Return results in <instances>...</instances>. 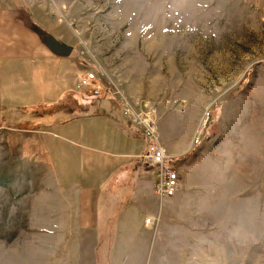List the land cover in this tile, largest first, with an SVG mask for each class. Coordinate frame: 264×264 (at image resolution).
Masks as SVG:
<instances>
[{
    "label": "rangeland",
    "instance_id": "obj_1",
    "mask_svg": "<svg viewBox=\"0 0 264 264\" xmlns=\"http://www.w3.org/2000/svg\"><path fill=\"white\" fill-rule=\"evenodd\" d=\"M19 1L86 71L154 106L162 144L180 156L179 192L155 226L120 234L116 264H264V0ZM3 114L0 264H94L101 237L61 210L44 158L18 131L33 125Z\"/></svg>",
    "mask_w": 264,
    "mask_h": 264
},
{
    "label": "crops",
    "instance_id": "obj_2",
    "mask_svg": "<svg viewBox=\"0 0 264 264\" xmlns=\"http://www.w3.org/2000/svg\"><path fill=\"white\" fill-rule=\"evenodd\" d=\"M9 1L10 7L0 5V109L3 116L16 117L17 124L33 125L18 131L28 133L24 142L29 151L44 158L41 168L63 196L61 210L72 209L82 230L101 237L89 261L93 257L97 264L98 247L113 233L105 257L106 264H116L120 234L146 231L144 218L153 215L149 207L154 199L158 203L153 192L156 168L141 158L147 148L144 137L118 106L119 114L106 104L112 98L80 103L74 94L86 68L75 49L69 56L53 53L44 43L46 36L68 43L39 27L28 6Z\"/></svg>",
    "mask_w": 264,
    "mask_h": 264
},
{
    "label": "built area",
    "instance_id": "obj_3",
    "mask_svg": "<svg viewBox=\"0 0 264 264\" xmlns=\"http://www.w3.org/2000/svg\"><path fill=\"white\" fill-rule=\"evenodd\" d=\"M76 88L85 102L88 99L89 102L100 99L104 95L114 99L126 122L143 135L147 148L141 158L156 168L153 192L159 206L158 214L144 218L145 226L152 228L159 221L162 203L173 198L181 187L180 156L170 153L162 144L156 108L148 102H132L117 86L109 85L93 71L87 70L79 76ZM206 122L209 123V113Z\"/></svg>",
    "mask_w": 264,
    "mask_h": 264
},
{
    "label": "water",
    "instance_id": "obj_4",
    "mask_svg": "<svg viewBox=\"0 0 264 264\" xmlns=\"http://www.w3.org/2000/svg\"><path fill=\"white\" fill-rule=\"evenodd\" d=\"M38 32L40 33V31ZM44 43L53 53L61 56H69L73 50L72 46L58 41L53 36H46Z\"/></svg>",
    "mask_w": 264,
    "mask_h": 264
},
{
    "label": "trees",
    "instance_id": "obj_5",
    "mask_svg": "<svg viewBox=\"0 0 264 264\" xmlns=\"http://www.w3.org/2000/svg\"><path fill=\"white\" fill-rule=\"evenodd\" d=\"M33 27H34L37 31H39V29L37 28V26H33ZM74 96H76V97L78 98V100L80 101V103H81V100H82V96H81V94H79V93H78V94H74ZM106 97H108V96H107V95H104V96H102L100 99H102V98H106ZM71 102L74 103V102H76V101L72 99ZM87 103H90V102H87ZM87 103H86V104H87ZM0 111L5 112L4 109H3V110L0 109ZM212 117H213V116H211V114L209 113V123L207 124L206 128H207L208 126H210V124H211V122H212ZM198 143H199V142H198ZM192 149H193V148H191L190 151H189L188 153H190V152L192 151ZM188 153L184 154V156L188 155ZM184 156H183V157H184ZM6 185H8V184L0 182V186H6Z\"/></svg>",
    "mask_w": 264,
    "mask_h": 264
}]
</instances>
